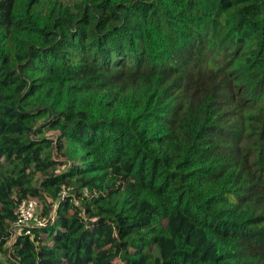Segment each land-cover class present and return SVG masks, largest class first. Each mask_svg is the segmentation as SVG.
<instances>
[{"label":"trees","instance_id":"trees-1","mask_svg":"<svg viewBox=\"0 0 264 264\" xmlns=\"http://www.w3.org/2000/svg\"><path fill=\"white\" fill-rule=\"evenodd\" d=\"M0 252L264 264V0H0Z\"/></svg>","mask_w":264,"mask_h":264},{"label":"built area","instance_id":"built-area-1","mask_svg":"<svg viewBox=\"0 0 264 264\" xmlns=\"http://www.w3.org/2000/svg\"><path fill=\"white\" fill-rule=\"evenodd\" d=\"M67 190H62L59 196L63 198L67 195ZM84 195H87V189L84 190ZM75 204L78 205V201L75 200ZM40 203L34 198H28L19 203L17 206L18 217L10 224L11 236L8 240H15L18 235L22 233H29L30 229L35 226H44L52 218L53 210L49 211L47 216L40 215V212L36 213L37 206ZM41 206V205H40ZM42 209V208H41ZM19 232V234H16Z\"/></svg>","mask_w":264,"mask_h":264},{"label":"rangeland","instance_id":"rangeland-1","mask_svg":"<svg viewBox=\"0 0 264 264\" xmlns=\"http://www.w3.org/2000/svg\"><path fill=\"white\" fill-rule=\"evenodd\" d=\"M46 136H47V137H53V136H54V133H53V132H47V133H46ZM59 169H60V168H59ZM122 181H123V179H122V178H119V179H118V182H117V185H120V184L122 183ZM40 210H41V206L38 205L37 208H36V213L38 214V213L40 212ZM16 234H19V232H17ZM11 242H12V240H10V241L8 242V246H9L8 248H10ZM6 256H7V252L4 253V254L0 252V259H1V260H3Z\"/></svg>","mask_w":264,"mask_h":264}]
</instances>
